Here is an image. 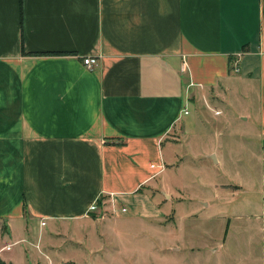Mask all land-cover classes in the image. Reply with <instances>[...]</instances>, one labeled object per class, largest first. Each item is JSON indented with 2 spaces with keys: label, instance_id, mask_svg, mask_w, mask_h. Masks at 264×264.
Listing matches in <instances>:
<instances>
[{
  "label": "crops",
  "instance_id": "crops-1",
  "mask_svg": "<svg viewBox=\"0 0 264 264\" xmlns=\"http://www.w3.org/2000/svg\"><path fill=\"white\" fill-rule=\"evenodd\" d=\"M223 107L252 127L254 176L218 184L231 191L200 200L199 222L223 224L211 264H264V0H0V262L57 264L44 233L99 210L183 233L164 173L191 121ZM185 238L165 249L195 251Z\"/></svg>",
  "mask_w": 264,
  "mask_h": 264
},
{
  "label": "rangeland",
  "instance_id": "rangeland-1",
  "mask_svg": "<svg viewBox=\"0 0 264 264\" xmlns=\"http://www.w3.org/2000/svg\"><path fill=\"white\" fill-rule=\"evenodd\" d=\"M201 119V123L191 121V129H188L185 137H175L179 141H184L185 138L186 141L181 143V147L173 144L178 147L179 153L174 155L164 173L165 181L174 189L173 193L179 190L183 201L178 205L173 200L165 203L162 211L170 207L175 227H179V222L182 224L185 220L183 233L173 229L174 226H171L170 232H163L160 228L156 231L149 228L145 230L137 221L127 219V213L111 216L108 211L99 210L93 219L84 220L86 222H64L55 226L52 233H44L45 238L41 239L44 243L37 245L41 254L57 258V264H211L210 240H213L212 237H215L223 224L218 218L206 225L199 222L202 218L199 203L200 200L216 197L217 194L229 195L231 190L218 184L254 176V173L250 175L251 157L247 140L243 136L252 127L242 122L237 110L227 111L224 107L217 114L203 109ZM212 147L218 152L221 161L218 164L208 163L206 166L203 162L204 155ZM191 152L199 154V159H190ZM243 192L258 195L250 187ZM261 195L262 189L259 197ZM240 198L243 197L240 195ZM240 198L238 201L242 202ZM193 214L195 216L192 217ZM48 225L47 222L42 229H48ZM36 233L37 230L35 236ZM183 236H186L183 245L194 246L197 248L195 251L178 250L177 254L176 251L172 253L165 249L168 247L165 244H173ZM25 245V242H18L11 246L9 252L2 251L1 255H7ZM56 249L57 256L53 254ZM51 263L54 264L53 261ZM39 264L44 263L39 261Z\"/></svg>",
  "mask_w": 264,
  "mask_h": 264
},
{
  "label": "built area",
  "instance_id": "built-area-1",
  "mask_svg": "<svg viewBox=\"0 0 264 264\" xmlns=\"http://www.w3.org/2000/svg\"><path fill=\"white\" fill-rule=\"evenodd\" d=\"M82 63H83V65L85 67L91 68L94 65H96V57L86 56V57L82 58ZM233 69L236 70V68H233ZM94 209H95V202H93L92 204H90L87 210L88 211H93Z\"/></svg>",
  "mask_w": 264,
  "mask_h": 264
},
{
  "label": "trees",
  "instance_id": "trees-1",
  "mask_svg": "<svg viewBox=\"0 0 264 264\" xmlns=\"http://www.w3.org/2000/svg\"><path fill=\"white\" fill-rule=\"evenodd\" d=\"M114 143H119V142H114ZM0 264H4L3 262H0Z\"/></svg>",
  "mask_w": 264,
  "mask_h": 264
}]
</instances>
